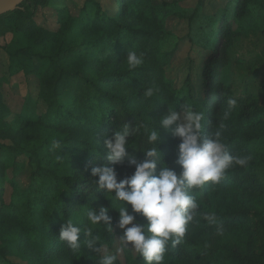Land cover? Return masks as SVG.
I'll use <instances>...</instances> for the list:
<instances>
[{"label": "trees", "instance_id": "trees-1", "mask_svg": "<svg viewBox=\"0 0 264 264\" xmlns=\"http://www.w3.org/2000/svg\"><path fill=\"white\" fill-rule=\"evenodd\" d=\"M26 1L0 15V26L13 32L3 46L9 57L7 74L29 75L34 71L33 59L40 61L39 95L47 112L43 116L18 114V125L9 127L13 144L3 149L8 155L20 151L27 156L44 184H32L42 190L33 195L32 186L22 190L12 181L6 203L0 172V264H97L100 254L86 246L73 251L58 238L61 225L69 218L82 230L93 227V234L99 237L97 246L110 248L118 220L113 208L118 209L120 202L97 189L94 181L98 176H92L84 165L77 166L76 160L87 162L93 156L97 163L107 164L103 140L111 137L116 127L136 123L151 129L158 123L155 119L167 112L168 104L179 111L182 103L204 113L203 137L224 124L222 136L230 154L248 157L249 162L228 169L218 184L209 182L192 192L201 211L216 214L223 235L216 234L215 224L197 217L188 225L184 240L175 247L169 245L164 264H264V103L247 91L235 93L220 78L234 37L249 21H262L261 13L252 11L258 3V10L264 9V0H226L222 9L210 15L203 14L201 0L191 11L177 0L161 4L115 0L117 6L108 10L95 0H86L75 14L69 6L55 9V29L36 23L33 11L24 6ZM30 1L36 8L48 0ZM169 14L186 19L189 41L201 51H209L200 71L204 84L201 98L194 96L191 74L180 85L166 76L165 67L173 54L163 48L164 20ZM128 49L144 54L142 65L128 68L123 58ZM149 87L156 93L145 98L143 92ZM65 90L71 94L69 105L59 101ZM231 98L237 104L229 110ZM9 113L0 93V118ZM157 131L163 162L179 172L180 139L172 135L171 128L157 126ZM54 132L63 136L58 139L64 143L60 150H50ZM130 145L137 147L138 162L143 160L139 148L150 147L143 128ZM131 146L127 151H133ZM123 164L126 170L118 179L134 172L127 160ZM89 206L108 208L113 232L103 224L87 222L83 212ZM127 207L130 212V205ZM136 216L144 222L142 216ZM78 239H85L83 232ZM123 253L116 264H145L136 252L125 249Z\"/></svg>", "mask_w": 264, "mask_h": 264}, {"label": "clouds", "instance_id": "clouds-1", "mask_svg": "<svg viewBox=\"0 0 264 264\" xmlns=\"http://www.w3.org/2000/svg\"><path fill=\"white\" fill-rule=\"evenodd\" d=\"M143 56V53L128 49L123 58L131 70L142 65ZM155 93L156 89L149 87L143 95L151 98ZM236 104L234 98L227 101L229 110ZM224 115L227 118L229 112L226 111ZM204 119V113L189 104H180L179 111L168 104L167 112L155 119L158 123L151 129L144 125L137 126L136 123L133 127L128 123L116 127L112 136H105L103 140L108 163L93 166L90 171L92 176H98L94 181L96 188L112 194L120 202L118 209L111 207L118 211L116 227L122 230L120 247L112 252L107 246L101 248L100 243L97 246L99 237L97 233L93 234L94 228L82 230V227L76 226L79 223L69 218L61 225L58 238L73 251L86 246L95 255L100 254L97 264H116L118 254L125 249L134 250L145 264H164L169 245L175 247L180 244L186 236L188 225L197 217L215 224L216 234L223 235L224 227L217 221L216 214L201 211L192 192L209 182L218 184L228 169L234 165L247 166L249 158L230 154V146L222 136L224 124L203 137ZM157 126L165 130L171 128L172 135L180 139L176 160L180 166L179 172L162 160V153L157 147L160 143ZM142 128L150 147L139 148L144 159L138 162L135 154L137 147L131 146L130 141L141 134ZM62 144L59 140H53L50 150H60ZM129 146L132 152L127 151ZM125 160L129 166H134V172L131 176L118 179L115 166L123 164ZM108 212V208L103 206L99 210L89 206L83 214L91 226L103 224L113 232L112 217ZM136 214L142 216L144 222H139ZM81 232L84 233V240L78 239Z\"/></svg>", "mask_w": 264, "mask_h": 264}, {"label": "rangeland", "instance_id": "rangeland-1", "mask_svg": "<svg viewBox=\"0 0 264 264\" xmlns=\"http://www.w3.org/2000/svg\"><path fill=\"white\" fill-rule=\"evenodd\" d=\"M84 1L86 0H48L46 5H38L35 8L33 3L28 0L24 6L33 11V18L36 23L48 29H55L58 26L55 9L69 6L72 13L75 14ZM95 1L99 2L105 10L114 9L117 6L115 0ZM165 1L170 2L173 0H152L154 4H161ZM177 1L181 7L191 11L199 0ZM225 2L226 0H201L202 12L207 15L214 14L223 8ZM258 4L254 7L252 13L260 12L262 21L259 20L256 24L254 21H249L234 37L232 46L228 49V64L223 68L220 78L224 86L231 87L235 93L239 94L241 91H247V94L260 97V100L264 103V9L258 10L260 8ZM164 22L167 33L163 48L166 51L173 50L168 65L165 67L166 76L169 79L174 78L176 84L180 85L186 75L191 74L194 96L201 95V98L204 84L200 78V71L203 63L208 58L209 51H201L198 44L189 41L188 34L191 30L186 19L169 14L165 17ZM235 25L236 23L232 20L231 26L235 27ZM12 37V31L0 26V93L2 100L9 106L10 110L6 117L0 118V172L3 173L2 178L3 183H5L4 201L6 203H8L12 193L10 182L14 181V184L22 190L33 187V195L42 192V190L38 191L36 185L44 184L35 173V169L27 156L20 151H11L9 155L4 151L3 146L13 144L11 140L12 131L9 127L18 125L17 115L23 112L40 116L45 115L47 112V106L39 95L38 76L43 67L40 61L36 58L33 59L34 71L29 75H24L22 72L12 76L7 74L9 57L3 46L9 43ZM70 100L71 94L68 90H65L59 96V101L66 105L70 104ZM62 137L59 132H54L51 135V140H58ZM7 158H11V161H8ZM88 158L89 161L87 162L76 160L75 163L77 166L84 165L89 171L91 167L99 165L95 161V157L90 156ZM115 170L117 176H120L125 172L126 167L124 164L116 165ZM32 184H36L35 187ZM243 195L245 201L249 203L247 195L244 193ZM116 229L117 233L112 246L109 248L112 252L120 247L119 237L122 230L118 227ZM129 250L132 254L135 253L134 250ZM123 252L118 254L121 258L124 256Z\"/></svg>", "mask_w": 264, "mask_h": 264}, {"label": "water", "instance_id": "water-1", "mask_svg": "<svg viewBox=\"0 0 264 264\" xmlns=\"http://www.w3.org/2000/svg\"><path fill=\"white\" fill-rule=\"evenodd\" d=\"M24 0H0V15L14 11Z\"/></svg>", "mask_w": 264, "mask_h": 264}]
</instances>
